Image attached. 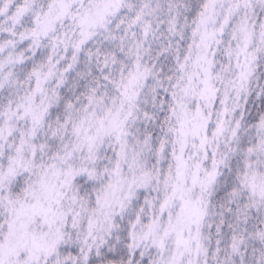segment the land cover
<instances>
[{
    "label": "snow or ice",
    "instance_id": "6c2138e0",
    "mask_svg": "<svg viewBox=\"0 0 264 264\" xmlns=\"http://www.w3.org/2000/svg\"><path fill=\"white\" fill-rule=\"evenodd\" d=\"M0 264H264V0H0Z\"/></svg>",
    "mask_w": 264,
    "mask_h": 264
}]
</instances>
